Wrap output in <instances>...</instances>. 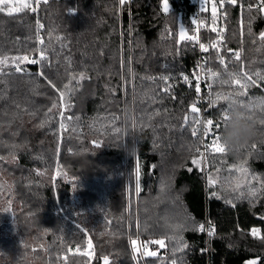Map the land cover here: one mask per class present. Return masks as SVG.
Returning <instances> with one entry per match:
<instances>
[{"label":"trees","instance_id":"trees-1","mask_svg":"<svg viewBox=\"0 0 264 264\" xmlns=\"http://www.w3.org/2000/svg\"><path fill=\"white\" fill-rule=\"evenodd\" d=\"M237 1L227 9L228 66L213 61L221 80L241 71L253 79L264 74V13L248 10L255 0ZM169 2L168 14L163 0H50L35 12L0 13V58H9L8 74H0V264H57L64 253L72 264H86L71 250L85 247L87 234L110 264H245L258 258L264 264V110L256 106L264 99V80L233 96L253 106L255 136L238 153L209 155L206 173L203 163L198 169L191 160L199 158L200 142L184 123L194 94L165 93L160 79L189 72L196 62L197 52L179 40L193 8L190 0ZM37 21L44 25L39 36L48 62H25L26 71L15 73L11 58L40 47ZM81 73L86 79H78ZM48 81L66 93L68 106H61ZM236 88L209 77L206 113L220 117L228 103L211 104L210 92L214 99ZM240 165L247 176L234 167ZM252 189L255 198L248 195ZM206 222L215 229L208 253L199 231ZM137 237L142 252L147 245L157 256L134 257L130 238ZM161 239L162 248L150 243ZM182 244L187 247L174 254Z\"/></svg>","mask_w":264,"mask_h":264},{"label":"snow or ice","instance_id":"snow-or-ice-1","mask_svg":"<svg viewBox=\"0 0 264 264\" xmlns=\"http://www.w3.org/2000/svg\"><path fill=\"white\" fill-rule=\"evenodd\" d=\"M0 2H2V0H0ZM41 2L46 4L48 2V0H35V7H33L31 2L23 3V4L19 5V7H16V8H11L7 4H5L3 7H0V13L7 11V14L9 16H11V15H13V12H22L24 10H30L32 12H35L39 8ZM120 2L123 4L125 2V0H120ZM203 2L207 3V0H203ZM218 2H219V7L223 8V6L225 4V0H218ZM227 3L235 6L236 0H227ZM241 7H243V5H241ZM215 8H216V5L214 4L213 5L214 10L212 12L213 23H215V21H216ZM248 10L249 11L252 10L251 5H249ZM168 11H169L168 2H167V0H164V12H168ZM259 11L264 12V0H260ZM193 23L195 24L196 21L193 20ZM43 28H44V25L40 24L39 21H37V42H38V45L40 47H36V48L30 50V53L27 55H20V56H16V57L11 58L12 67H13V70L15 73H24L26 71V69L21 67V65L24 64L25 62H27L28 64H32V65H40L42 62H48V56L46 54L47 53V47L45 46V40L43 37L39 36V31ZM211 30L213 32H217L216 28H212ZM249 32H250V29H249ZM180 33H181V37H180L181 40H193L194 39V37L188 36L185 34V29L182 26L180 28ZM259 39L261 41H264V32L260 33ZM222 40H223V36H222V30H221L220 33L218 34V40L215 42H212L210 45V47L215 49L218 54L221 51L219 44L222 42ZM199 47L204 52H207L209 50L208 46H206L202 43L199 44ZM228 51L231 52L232 50L229 49ZM32 52L37 53L36 57L31 56ZM234 56H235L236 61H240V53L239 52H235ZM218 59H219L220 64L224 65V67L226 69L227 65L225 64L224 57L218 55ZM8 67H9V58H7V57L0 58V74L7 75L8 73L5 71V69H7ZM198 67H200V66H198ZM201 71H203V69H201ZM208 71L210 72V78L212 79V81L214 83L228 84L230 86L234 84L237 86V88L234 92H229L227 94L216 93V94H214L215 95L214 99L212 98L213 94L211 92L209 93V98H210L211 104H215L219 100H224V101H227L228 103H227L226 107L221 110V117H220L219 121H217L214 124V121L212 119H207L204 122V133H203V135L206 138V142L204 143L205 151L201 152L200 149L197 148L195 151L199 154V158H193L191 160V163L193 165H195L198 169L201 168V165L204 162L205 152H211V153L223 155V154H226L228 151L227 147L221 142V132H222L221 128L223 129L225 127L224 122L228 118L227 114L231 109V104L237 103V101L233 98V96L234 95L239 96V95L246 94L247 89L250 86L256 85L257 80H264V74H261L259 72L254 73L256 79H253V75H250L248 72L241 71L239 74L228 73V78L226 80H221L219 78L220 74L218 72H212L210 69ZM37 74L40 76L44 75L43 71H39ZM193 76L196 79L195 92L197 94H199L201 92L200 76L197 75L195 72L193 73ZM45 79H46V77H45ZM72 79L75 80V79H77V77L73 76ZM78 79L83 80V79H86V77L84 76L83 73H81ZM160 79L167 82L168 77L165 76V77H161ZM183 80L185 82H188L189 84L191 83L189 81V77L187 75L183 76ZM48 83L52 86V88L56 89L55 84H53L51 81H48ZM65 88L68 89V91H72V89L69 88V86H67V85L65 86ZM208 88H209V90H211L212 83L208 84ZM56 90L59 92V98L62 102L61 106L62 107L68 106V105H65L63 103L66 100V93L64 91L59 90V89H56ZM168 90H169L168 87L163 89V91H165V92H167ZM240 104L243 105L244 103L240 102ZM256 106L258 108H261V110H264V99H261ZM55 107H56V104L54 103L53 108H55ZM49 111H51V109ZM190 111L192 113H199V109L195 106V104H193L191 106ZM60 117H61L60 127L63 129L66 127V125L63 123V120H64L63 111L60 112ZM68 119L70 120L71 117H68ZM184 123L186 125L188 124V116L187 115L184 117ZM200 123H201V120L199 119V117H197V119L195 120L196 126L192 128V135L194 137L198 135ZM260 123L264 124V120H261ZM234 167H236L237 171H239L242 174V177L247 176V170L243 167V165H240L238 167L234 166ZM191 170L192 169H189V171H191ZM253 179H257V178L253 177ZM209 183H210V185H214L216 183V180L209 177ZM239 188H240V182H237L236 187L233 190L237 191V190H239ZM136 191H137V193L140 191L139 168H137ZM213 195H215V193H213ZM248 195L252 198H255L256 190L252 189L248 193ZM240 196L243 197L244 193L241 192ZM3 211L8 212V211H10V209L5 208ZM176 227H182V226L177 225ZM199 231H201V232L205 231L204 225H200ZM214 231H215L214 227L209 229L208 235L212 236L214 234ZM252 235L256 238H261L259 236V229H254L252 231ZM136 243L137 242L135 240L131 241V244L133 245L134 253L139 254L141 256H144V257H155V256H157V252L147 251V245L144 246V251L141 252L140 249L136 247ZM150 243L158 244L161 248L165 246V242L162 239L157 240V241H151ZM186 247H187V244H182L181 247L174 248L173 253L175 254L176 252H181ZM104 264H109L107 258H105ZM172 264H176L175 259L172 260ZM248 264H256V262L255 261H249Z\"/></svg>","mask_w":264,"mask_h":264},{"label":"built area","instance_id":"built-area-1","mask_svg":"<svg viewBox=\"0 0 264 264\" xmlns=\"http://www.w3.org/2000/svg\"><path fill=\"white\" fill-rule=\"evenodd\" d=\"M50 0H48L49 2ZM129 4L131 3V0H128ZM35 2V0H34ZM47 2V3H48ZM42 3V2H41ZM259 3L260 0H255L254 3L251 5L253 9L259 10ZM190 4L193 8V14L190 20V27L189 30H185V34L188 36L194 37L193 40H180L181 42H184L188 44L192 49H194L197 52V59L196 62L194 63L193 67L189 72L186 73H181L179 75H172V76H166L168 77L167 82L164 81L163 88L168 87L169 90L165 93H172L176 94L180 90H184L187 92H191L194 94L195 98V106L200 110V113L194 114L190 112L189 117H188V122L191 125V127H195V120L197 117L201 120V123L199 125V132L198 135L195 136L199 142V149L201 152H204V143L206 142V138L204 137V122L207 119H212L214 121V124L220 120V117H215L212 116L205 111V84L210 77V72L208 71L209 69L214 72V67H213V61H216V63L219 66L224 67V65L220 64L218 55L224 57L225 64L228 66V58L224 53L225 46H226V41H227V34H228V28H227V9L229 3H227V0H225V4L223 8L219 7V2L218 0H207V3H204L203 0H190ZM216 5L215 12H216V21L213 23L212 19V12H213V5ZM203 9V10H202ZM264 13V12H263ZM193 20L196 21V23H193ZM216 28L217 32H213L211 29ZM222 30V36L223 40L219 44V47L221 51L219 54L217 51L213 48L210 47L212 42H215L218 40V34ZM198 41V42H197ZM204 44L208 46L209 50L207 52H204L201 50L199 47V44ZM235 58V57H234ZM200 66V67H198ZM225 68V67H224ZM203 69V71H201ZM196 73L197 75L200 76V88L201 92L197 94L195 92V86H196V79L193 76V73ZM187 75L189 77V81L191 82L190 84L188 82H185L183 80V76ZM161 77H165V75H161ZM170 86V87H169ZM221 131L223 129L221 128ZM196 152V151H195ZM196 154L199 156V154L196 152ZM213 153L211 152H205V158L203 162V172L206 173V160L209 155ZM201 225H204L205 231L201 232L205 234L206 237V252L208 253V246H209V240L210 237L208 235V230L211 229V226L206 222ZM65 263H68L66 261ZM101 264H104V260L101 261Z\"/></svg>","mask_w":264,"mask_h":264},{"label":"clouds","instance_id":"clouds-1","mask_svg":"<svg viewBox=\"0 0 264 264\" xmlns=\"http://www.w3.org/2000/svg\"><path fill=\"white\" fill-rule=\"evenodd\" d=\"M221 132V142L230 152L238 153L256 133L253 106L251 104L232 103Z\"/></svg>","mask_w":264,"mask_h":264},{"label":"rangeland","instance_id":"rangeland-1","mask_svg":"<svg viewBox=\"0 0 264 264\" xmlns=\"http://www.w3.org/2000/svg\"><path fill=\"white\" fill-rule=\"evenodd\" d=\"M26 2H32V0H2V2H0V6L3 7L5 4H7L11 8H16V7H19V5H21L23 3H26ZM5 12H7V11H5ZM14 13H19V12H13V14ZM180 37H181V33H180V36H179V40H181ZM194 102H195V98H194ZM63 129H65V128H63ZM61 130H62V128H61ZM213 154H215V153H213ZM137 168H139L140 191L138 193H140L142 191L141 167L138 165ZM136 184H137V171H136ZM87 238H88L87 239L88 241H87V244H86L85 247H82V248H78L77 247V248H75V249H73L71 251L76 253V254H78V255L86 257V260H85L87 262L86 264H101V261L105 260V258L108 259V262L110 264L111 263L110 257L109 256L101 257L100 255H98V253H99L98 249L96 248L95 243H94V241L92 240V238L90 237L89 234H87ZM132 240H135L137 242L136 243V247L139 248L140 251L142 252L141 245H140L141 241H140V239L138 237L136 239H131L130 238L131 251H132L133 256L135 257L136 253H134V251H133V245L131 244ZM47 247H48V252L51 253L50 255H52V253L54 252L53 246L49 245ZM40 255H42V252L40 253ZM54 257H55V253L53 254V258ZM45 258H47V257L44 256V259ZM56 260L58 262L57 264H72L70 256H69V253H64V254H61L60 256H57ZM135 260H136V258H135ZM66 261H68V263H65ZM48 264H56V263H50L48 261Z\"/></svg>","mask_w":264,"mask_h":264},{"label":"water","instance_id":"water-1","mask_svg":"<svg viewBox=\"0 0 264 264\" xmlns=\"http://www.w3.org/2000/svg\"><path fill=\"white\" fill-rule=\"evenodd\" d=\"M167 2H168V7H169V11H168V12H164V0H163V3H162V11H163V13H165V14L170 13V12L172 11V9H173V7H172V5L170 4L169 0H167ZM237 5H238V1L236 0V4H235V6H237ZM190 112H191V111H190ZM199 113H200V110H199ZM194 114H198V113H194ZM249 261H255L256 264H259V263H260V258H258V259H253V260H249ZM249 261H247L246 263H248Z\"/></svg>","mask_w":264,"mask_h":264},{"label":"flooded vegetation","instance_id":"flooded-vegetation-1","mask_svg":"<svg viewBox=\"0 0 264 264\" xmlns=\"http://www.w3.org/2000/svg\"><path fill=\"white\" fill-rule=\"evenodd\" d=\"M245 264H248V263H245Z\"/></svg>","mask_w":264,"mask_h":264}]
</instances>
